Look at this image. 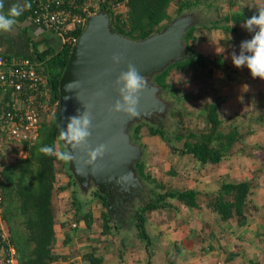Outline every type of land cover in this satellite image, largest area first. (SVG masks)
I'll return each mask as SVG.
<instances>
[{
    "label": "rangeland",
    "instance_id": "374dc122",
    "mask_svg": "<svg viewBox=\"0 0 264 264\" xmlns=\"http://www.w3.org/2000/svg\"><path fill=\"white\" fill-rule=\"evenodd\" d=\"M182 1L185 0H173L167 7V11L171 16H175L174 10L177 7V3ZM221 1L223 0H216L215 4L222 3ZM238 1L241 4L246 2V0ZM222 4L225 9L229 10L228 1ZM121 11L125 14L126 10L122 7ZM185 11L198 12L196 9H184L183 12ZM208 15V19L215 17L214 8H211ZM196 22L200 24L201 20L199 17ZM241 25L242 23L239 27ZM243 33L246 36H252V33L247 30H244ZM193 34L199 38L195 45L196 49L209 57L212 62L209 64L205 63L206 65L202 67H190L186 71L170 70L167 81L175 85L177 98L166 91L162 92L161 96L168 102V110L165 114L155 117L156 122H152V124L165 126L167 133L171 137L180 129L199 133L203 130L206 123L204 120L206 107L209 103L219 102L222 120L220 129L228 131L233 125H236L240 136L233 144L230 154L226 158L215 165H204L196 161L191 155L171 153L168 144L159 135L150 136L148 134L147 126L143 124V122L149 124L148 121L138 123L143 125L139 132L140 138L135 142L142 148L140 161L144 163L143 170L145 173H149L151 178L155 177L157 184L162 183V185L158 186L156 183L144 181L139 167L135 166L134 170L141 180V185L135 189V192L126 194L121 198L125 202L122 205V209H118V213L112 212L111 216L114 222L112 221L110 224L113 227L116 222L118 224L122 223V225H120V229L111 228L110 234L102 233V211H106V207H103L89 192L81 201V210L84 213L90 212L93 217L90 226L91 231L82 221L78 224L79 231L74 238V243H84L85 241L87 243H98L96 241L102 237V241L99 240V244L113 243L107 246L108 248L112 247L113 256L110 259L113 264H125V253L121 252V248H124V245L121 246L120 241H126L127 239L134 241L135 248L133 250L135 252L130 254L134 256L132 258L135 261L134 264H163L155 257L152 260L154 250L155 253L162 251L160 248H165L169 241L173 239L171 235L175 236L178 231L188 233V230L192 228L198 234L196 236L199 239L200 246L217 247L216 249L220 246L222 250L223 247L226 248L228 246L236 250L238 249L236 248L237 245L241 244L245 246L244 256L246 258L244 260L239 255L233 260L236 262L242 260L243 263L241 264H264V80L252 78L246 67L236 68L232 65L231 54L233 52L239 53V45L242 41L238 34L229 33L227 42L228 35L226 36L223 31L215 30L211 27H196ZM208 40L209 43L207 44L206 41ZM183 41L185 43L184 39ZM213 41L214 45L212 44ZM186 56H188L187 52ZM222 61H225L224 66H220ZM209 66L211 68L210 75L208 74ZM53 111L54 107L50 110L47 117ZM172 111L175 114L172 115ZM132 127H129V134L132 133ZM173 138H171L173 145L178 147L186 139L183 138L181 141H177L176 139L173 140ZM5 142L8 143L7 139ZM24 155L25 152L22 150L17 153L19 157ZM12 156L13 154L8 151L4 158L9 159ZM58 178L59 180H65L68 177L65 173H60ZM221 179H224V181L251 179L253 184V193L250 196L252 202L246 208L247 210L245 209L244 215L246 219L249 215L251 218L254 217V220L248 219L245 222H239L237 219L232 218L225 222L220 221L216 218V214L207 207L208 198L203 194H198L197 196L201 203L200 209H189L178 200L171 199L173 207L145 212V225L151 238L150 247H148L149 245L145 247L146 241L137 236L138 230L131 217H133L138 204H144L148 201V195L151 191L162 192L165 191L163 189L191 187L198 188L200 191H212L218 188ZM75 189L77 187L71 185L64 191L54 190L52 196L57 235V244L54 249L57 252L64 235V230L60 227L61 222L67 219L70 220L75 214L73 206V198L76 195L73 193ZM91 189L93 188L90 187L88 191H91ZM86 191L81 189L78 195L85 196ZM150 195H153V193ZM252 203L257 208H254ZM124 217L127 221H124ZM221 225L224 226L225 230L219 235L217 230ZM88 232H90L89 240H87L88 237L86 236ZM85 248L82 250H85ZM170 249L169 247L167 250ZM210 251H197L191 260L193 262L196 261V264L236 263L235 261L226 262V254L218 256L215 253V255H210L207 258V254ZM186 258L188 260L184 261L190 264L189 258L191 257L187 255ZM173 260L177 261V259ZM108 263L106 262V264ZM81 264H86L84 259L81 260Z\"/></svg>",
    "mask_w": 264,
    "mask_h": 264
},
{
    "label": "trees",
    "instance_id": "16d2710c",
    "mask_svg": "<svg viewBox=\"0 0 264 264\" xmlns=\"http://www.w3.org/2000/svg\"><path fill=\"white\" fill-rule=\"evenodd\" d=\"M75 1L82 4L86 0ZM172 1L127 0L125 2V14L112 10L111 7L105 5L102 7H105L109 12L112 27L122 35L134 40L143 39L154 32L160 31L174 17L181 14L184 9H196L198 11L196 14L201 20L200 24L192 25L183 37L188 56L181 61L172 63L154 77V81L162 87L164 92L166 91L176 97L175 85L167 81L171 69L186 71L190 67H202L212 62L209 57L196 49L197 37L193 34L195 28L201 26L211 27L223 31L227 36L231 32L236 34L239 25L248 17L247 13L240 11L238 8H233L234 5H237V1L234 0L228 1L230 7L225 13L222 12L221 6L214 3V0H185L177 3L174 10L175 16H171L167 11V7ZM211 8L215 10V17L208 19ZM82 28V26H77L70 32L78 37ZM228 40L229 38H227ZM72 46V44L63 43L61 50L51 53L49 57V53H43L44 61L38 66V71L43 76V88L46 90L47 99L45 100V97L41 98L46 105L44 108H40L41 117L35 139H22L19 143L9 139L6 143V151H10L13 156L4 160L0 171V215L4 221L3 229L7 232L6 240L14 246L18 264H55L60 257V254H57L54 249L57 244L55 213L52 204L54 190L64 191L71 185L77 187L73 192L77 195H74L73 198L74 217L61 222V226L65 229L63 244L71 246L74 243L75 234L79 231L78 224L82 221L91 231L90 226L93 217L90 212L84 213L81 210L82 197L85 198L89 192L103 207H106V211H102V233L110 234L111 228L120 229V225H122V223L118 224L116 221L114 227L110 224L114 220L110 216L111 213L108 212L111 206L108 209L105 194L100 193L96 187H92L93 189L86 192L85 196H79L78 192L81 189L73 179L67 165L68 162L57 159L55 156L44 155L39 151V148L45 145L55 146L58 151L66 150L58 135L59 80ZM209 73H211V68L208 71ZM9 100L10 98L6 96L3 101L8 102ZM53 107L54 111L47 117ZM7 109H9V106L6 107ZM171 114L173 115L175 112L172 111ZM204 116L206 123L201 132H188L180 129L174 134V138L167 133V129L162 124H147L146 122H143V124H146L150 136L159 135L168 144L171 153L191 155L201 164L215 165L230 154L233 144L240 135L236 125H233L228 131L220 129L222 120L219 102L209 103ZM143 124H134L132 127V141L137 142L139 140V132ZM171 138L177 141H181L183 138L186 139L178 147L173 145ZM19 150L24 151L25 155L22 157L17 156ZM6 155H3V157ZM136 166L139 167L144 181L156 183L155 177L151 178L149 173L144 172L142 161L136 163ZM60 173H65L68 178L59 180L58 175ZM157 185L161 186L162 183ZM252 186L249 179L237 181H224V179H221L218 188L212 191H200L198 188L193 187L163 189L165 191L162 192L151 191L153 195L149 193L148 201L144 204H138L133 217H131L134 221L132 219L131 221L135 223L138 230L137 236L149 245L151 244V238L145 225L146 211L173 207L171 199L178 200L189 209H200L201 203L197 196L203 194L208 198L207 207L216 214L217 219L225 222L235 218L237 221L242 222L246 218L244 215L245 209L252 202L250 197ZM125 219L124 217V221H127ZM89 233L86 234L87 240H89ZM3 241L4 237L0 231V250H3ZM85 256H89L91 264L100 263V258L92 253L85 254ZM233 256L234 254L231 253L225 260H229Z\"/></svg>",
    "mask_w": 264,
    "mask_h": 264
},
{
    "label": "water",
    "instance_id": "95a60500",
    "mask_svg": "<svg viewBox=\"0 0 264 264\" xmlns=\"http://www.w3.org/2000/svg\"><path fill=\"white\" fill-rule=\"evenodd\" d=\"M196 19V13L182 12L160 31L134 40L112 27L105 8H97L87 16L71 48L59 80L58 135L69 117L90 111L92 129L88 146L91 149L105 144L107 151L102 158L89 163L85 147L70 149L74 159L67 165L80 189L96 187L106 195L108 209L116 197L121 199L141 185L134 167L141 159L142 148L131 140L129 127L142 121L156 122L155 117L167 112L168 102L161 96L162 87L154 77L186 57L183 37L192 25L197 24ZM114 53L122 55L121 63L111 62ZM128 63L134 64L147 78V86L139 94V115L136 117L109 112L118 99L113 81ZM69 83H72L71 89L66 87Z\"/></svg>",
    "mask_w": 264,
    "mask_h": 264
},
{
    "label": "built area",
    "instance_id": "2783aa9c",
    "mask_svg": "<svg viewBox=\"0 0 264 264\" xmlns=\"http://www.w3.org/2000/svg\"><path fill=\"white\" fill-rule=\"evenodd\" d=\"M127 0H86L79 4L75 0H30L31 17L35 24L53 30L63 43L74 44L77 37L71 30L84 26L86 18L97 8L105 5L112 10H126ZM106 9V8H105ZM38 63L30 58H9L0 54V171L6 155V142L9 139L19 143L22 139H35L40 122V108L46 104L43 76L38 71ZM8 96V102L3 101ZM9 109L6 110V107ZM0 215V231L4 237L3 250H0V264H18L15 249L3 229Z\"/></svg>",
    "mask_w": 264,
    "mask_h": 264
},
{
    "label": "crops",
    "instance_id": "0c3cea01",
    "mask_svg": "<svg viewBox=\"0 0 264 264\" xmlns=\"http://www.w3.org/2000/svg\"><path fill=\"white\" fill-rule=\"evenodd\" d=\"M215 1L216 0H214V3ZM225 1H229V0H223L221 2L223 3ZM28 3L31 5L30 0H28ZM222 3L219 2L217 5L221 6L222 12L225 13L226 11L224 12L223 10H227V9H225ZM263 6H264V0H246L244 4L239 3V1L237 0V5H234L233 8L234 9L238 8L240 11L247 13V17L250 18L252 15L256 13L257 9ZM5 7L7 8V3ZM228 8H229V5H228ZM244 30L245 29L241 26L239 27L238 32L236 33L239 35L242 41L248 40L251 38L249 36H246L243 33ZM228 38H229V35H228ZM198 39L199 38L197 37V40ZM197 40H196V43H197ZM206 43L208 44L209 40L206 41ZM212 44L214 45V41L212 42ZM62 45H63L62 39L53 30L46 28V27H42L33 22L32 17H31V7L27 8L22 13V15L18 17V23L16 26H14L11 32L0 33V54H3L9 58H30L33 61L37 62L38 65L42 64L44 61L43 53H46V54L49 53L48 54V57H49L51 53H56L60 51L62 48ZM222 46H224V44H222ZM221 58L222 60H224L223 57ZM221 64L222 65L220 66H224L225 61H222ZM252 193H253V186H252ZM252 205L254 206L255 204L252 203ZM254 208H257V207L254 206ZM253 218H251L248 215V218L247 219L245 218V220L242 222H245L246 220L253 219ZM60 227L63 230H65L61 225ZM224 230H225L224 226L221 225V227L217 230V234L221 235ZM175 234H176L175 236L171 235L173 239L169 241V243L166 245L165 248H160V250L162 251L158 250L159 252L155 253V250H154V254H153L154 256L152 255V260L155 257L158 261L163 262V264H189L188 262L184 261V260H188L186 258V256L188 255L191 257L189 258L190 264H194V263L196 264V261L193 262L191 259L194 256V254L200 250L202 252H207L208 250H211L210 252H208L207 258L210 255H215V253H217L216 255L218 256H220V254H226L227 255L226 258H227L230 256L231 253H233L234 256L231 259L226 260V262L227 261L234 262L235 260L233 259H235V257L239 255L242 256L244 260L246 258V256H244L245 246L241 244L237 245L236 248L238 249L236 250H233L231 249V247H228V246L227 247L225 246L226 248L223 247V250L221 249L220 246L218 247V249H216L217 247L208 248L204 245L202 246L199 245V239L196 236L198 234L196 233V230L193 228L188 230V233H186L185 231L184 233L181 231H178ZM101 239H98L96 241L98 243H91V242L87 243L85 241L84 243H73L71 246L63 244V243L61 244L59 243L60 244L59 250L58 252L57 251L55 252L57 254H63V255H60L59 259L55 262V264H81V260L83 259L86 264H91L89 261V256L87 257L85 256V254H88V253H92L94 256L100 258L99 264H106V262L108 263V261H109L108 264H113L112 260L110 259L113 256V251L111 249L112 247L110 248L107 247L108 245H112L113 243L101 245L99 244V242L102 241ZM62 242H63V238H62ZM120 242H121L120 243L121 246L124 245V248H121V252L125 253V258H126L124 263L134 264L135 261H133L132 259L134 256L130 255V254H134L135 252L133 250V248H135L134 241H130L129 239H127L126 241L121 240ZM86 245H88V247L85 248ZM145 245H146L145 247L148 246L147 244ZM148 247H150V245ZM169 247L171 249L167 250ZM84 248L85 250H82ZM173 259H177V261ZM241 263H243L242 260L236 263H233V264H241Z\"/></svg>",
    "mask_w": 264,
    "mask_h": 264
},
{
    "label": "clouds",
    "instance_id": "9594fccd",
    "mask_svg": "<svg viewBox=\"0 0 264 264\" xmlns=\"http://www.w3.org/2000/svg\"><path fill=\"white\" fill-rule=\"evenodd\" d=\"M30 7L28 0H0V33L11 32L18 23V17ZM241 26L252 33V36L240 43L238 54L236 52L231 54L232 65L236 68L246 67L252 78L264 80V7L257 9L256 13L243 21ZM122 59L121 54L114 53L111 62L119 64ZM71 84L66 86L67 89H71ZM113 84L118 99L113 102L109 112L124 113L129 117L138 116L139 94L147 86V78L140 74L134 64L128 63L126 69L119 73ZM91 129L92 116L90 111L85 110L78 116L69 117L64 129L59 131V140L69 150L58 151L55 146L45 145L39 148V151L44 155L55 156L57 159L68 162L74 159L73 151L70 149L85 147L87 162H94L104 156L107 145L100 144L90 149L87 142L91 136Z\"/></svg>",
    "mask_w": 264,
    "mask_h": 264
},
{
    "label": "flooded vegetation",
    "instance_id": "af4514ba",
    "mask_svg": "<svg viewBox=\"0 0 264 264\" xmlns=\"http://www.w3.org/2000/svg\"><path fill=\"white\" fill-rule=\"evenodd\" d=\"M86 192H88V190L86 191ZM115 202H113V204L111 205V208L109 209V213H111L110 214V216L112 215V212L114 211V212H119V208H121L122 209V205L124 204V200H121V199H119V198H117L116 197V199L114 200Z\"/></svg>",
    "mask_w": 264,
    "mask_h": 264
}]
</instances>
